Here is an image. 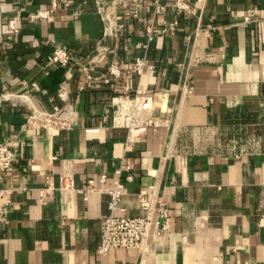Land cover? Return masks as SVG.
<instances>
[{
  "label": "crops",
  "instance_id": "obj_1",
  "mask_svg": "<svg viewBox=\"0 0 264 264\" xmlns=\"http://www.w3.org/2000/svg\"><path fill=\"white\" fill-rule=\"evenodd\" d=\"M70 1L33 20L53 0H0V142L18 154L0 184V264H264V0ZM58 48L69 67L49 62ZM126 92L153 100L139 134L116 122ZM33 108L70 127L29 125ZM119 178L117 215L165 203L170 228L102 257Z\"/></svg>",
  "mask_w": 264,
  "mask_h": 264
},
{
  "label": "built area",
  "instance_id": "obj_2",
  "mask_svg": "<svg viewBox=\"0 0 264 264\" xmlns=\"http://www.w3.org/2000/svg\"><path fill=\"white\" fill-rule=\"evenodd\" d=\"M151 1L156 6L158 13L165 11V6L161 4V0H131L134 7ZM206 0H199L203 3ZM62 3L63 8L69 10L72 7L70 0H53L52 8L38 11L32 16L33 20L47 19L60 8ZM62 7V6H61ZM172 8L180 13H190L191 7L186 0H175ZM126 10L133 16H137V10ZM106 23V30L114 33V19L109 15L103 16ZM11 29L18 33L16 22H10ZM151 33V32H149ZM51 64L67 68L71 64L72 58L69 52L64 48H58L48 58ZM145 58H138L136 60L134 70L138 75L142 76L146 67ZM111 72L117 77H120L121 72L116 67H111ZM88 79H93L88 76ZM3 98L8 99L7 96ZM60 98L65 102L68 99V94L60 95ZM152 98L145 96V94L137 93L135 97H131L127 92L125 96L120 98L116 103L118 112L116 114V122L122 123L123 126L129 129L130 133L139 134L152 124V120L147 117L151 112ZM59 111L56 108L55 112H43L33 108L32 114L28 119V124L38 126L47 131L64 130L70 127L68 118H62L57 115ZM18 159L17 152L6 142H0V184L4 181L7 173ZM103 180L106 176H103ZM128 180H132L131 177ZM110 196L109 210L110 214L103 219L101 227V242L98 253L104 257L113 250H141L142 247L152 237L161 236L169 231L172 213L170 208L162 203L157 210V218H153L149 207H145L147 213L138 217H123L117 215L121 211V201L125 194V185L121 178L114 182L113 186L108 190ZM7 202H10L7 200Z\"/></svg>",
  "mask_w": 264,
  "mask_h": 264
}]
</instances>
